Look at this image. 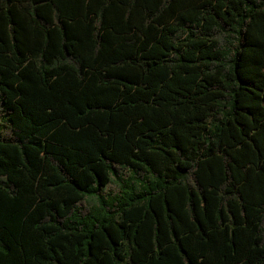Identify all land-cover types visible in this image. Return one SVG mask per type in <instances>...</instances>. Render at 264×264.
Returning <instances> with one entry per match:
<instances>
[{"label": "trees", "instance_id": "1", "mask_svg": "<svg viewBox=\"0 0 264 264\" xmlns=\"http://www.w3.org/2000/svg\"><path fill=\"white\" fill-rule=\"evenodd\" d=\"M0 264H264V0H0Z\"/></svg>", "mask_w": 264, "mask_h": 264}, {"label": "rangeland", "instance_id": "2", "mask_svg": "<svg viewBox=\"0 0 264 264\" xmlns=\"http://www.w3.org/2000/svg\"><path fill=\"white\" fill-rule=\"evenodd\" d=\"M117 190V186L114 183H109L107 186H105L102 190L103 194H107L110 192H114ZM84 203L86 204H95L96 201L93 198H85Z\"/></svg>", "mask_w": 264, "mask_h": 264}]
</instances>
